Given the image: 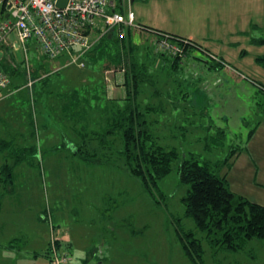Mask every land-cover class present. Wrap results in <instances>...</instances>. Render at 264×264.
<instances>
[{
  "label": "rangeland",
  "instance_id": "obj_1",
  "mask_svg": "<svg viewBox=\"0 0 264 264\" xmlns=\"http://www.w3.org/2000/svg\"><path fill=\"white\" fill-rule=\"evenodd\" d=\"M208 1L136 0L133 10L137 15L139 11L147 13L148 20L160 16L181 24L176 13H187V18L195 21L196 17L203 16L201 10L208 8ZM235 1L240 2L241 7H249L251 15L246 30L237 34L236 41H241L242 47L234 49L231 41L235 39L231 36L223 38L222 42H211L208 47L237 66L238 71L226 67L207 71L206 67L217 64L216 61L202 50L194 49L178 73L174 71L170 75V67H165L167 64L162 61L150 62L156 82H145L138 88L140 104L153 102L160 107L162 103L165 107L164 112L152 115V119H156L152 131L159 143L178 149L181 156L192 154L201 162L224 160L231 149L245 146L250 132L260 122L263 128L256 130L264 137V66L257 59L264 55V45L253 42L254 38L264 36V0ZM131 36L133 43L139 46L140 55L143 51L140 47L147 43L149 36L136 29ZM29 46L32 71L38 70L41 64L39 75L47 76L37 80L32 72L31 86L23 51L5 50L10 66L16 71L10 73V84L6 88L13 93L0 103V139L13 142L0 149V241L6 242L8 235L26 234V241L30 243L38 235V243L28 249L37 250L39 254L24 253L20 257L1 250L0 258L5 256L6 260L9 256L12 264H51L45 253L51 235L50 219L46 222L38 218L43 209L42 216L52 212L56 230L69 232L76 238L70 246L64 244L70 253L69 264H193L181 239L182 232L187 231H193L202 241L205 264H264V240L254 239L238 252L222 248L214 251L194 218L185 215L182 198L189 187L180 184V160H176L172 172L159 181V189L165 195L159 198L160 205L155 206L141 182L124 168L113 163L95 164L73 153L71 140L84 139L78 133L81 126H89L87 149L94 153L92 148L101 144L91 131H103L106 124L96 117L97 124L88 125L89 120L81 117L76 128L69 124L68 117L61 119L59 113L72 96L78 95L82 104L85 101L95 104V95L100 97L101 104L108 96L125 102V81L129 76L123 63L110 59L109 50L118 53L114 46L107 52L101 51L95 62L93 57L85 55L82 58L85 67L70 63L69 56L44 57L33 44ZM244 49L248 52L240 55L239 51L243 53ZM182 77L186 79L183 82ZM154 87L161 93H155ZM186 92L187 101L183 99ZM45 116L50 118L47 127L42 124ZM221 129L226 133L222 144L217 145L214 137L221 138ZM30 146L36 147V151H19ZM112 151L105 147L99 148L97 153L102 159L108 154L115 161L110 154ZM247 157L245 153L234 168H226L222 174H228L231 189L236 193L264 205V184L254 182L257 166L251 159L246 165ZM18 158L22 162L16 164ZM5 164L13 166V183L6 173L9 171L2 170ZM257 180L264 182V172L259 173ZM30 235L34 236L30 238Z\"/></svg>",
  "mask_w": 264,
  "mask_h": 264
},
{
  "label": "trees",
  "instance_id": "obj_2",
  "mask_svg": "<svg viewBox=\"0 0 264 264\" xmlns=\"http://www.w3.org/2000/svg\"><path fill=\"white\" fill-rule=\"evenodd\" d=\"M143 26L145 28L140 30L149 31L154 35H157L160 31L169 33L153 27ZM149 28L156 29L155 31L158 32L151 31ZM131 35V28L127 30L126 37L124 38H119L116 34H113L112 37L106 35L86 54L90 58L93 57L95 62L97 55L101 51L107 52L106 50L110 46H114L118 50V53L113 54L108 49L109 57L117 63H123V69L128 74L129 80L126 77L127 96L124 98L125 102L122 99L115 100L111 98H106L104 102L108 103L101 110H105L103 122H105L106 128L102 129L103 131H91L95 134L93 138L97 139L101 145L97 144L95 148H92L94 153L88 152L87 146L89 140H86V138L90 139L89 126L88 128L81 126L78 133L84 139H81L77 143L74 150L75 154L95 164L113 163L124 168L131 176L141 182L148 198L155 206L160 205L161 200L159 198L165 195L159 189V181L167 177L173 170V163L176 160H180V184L189 187L187 193L182 198V203L186 209L185 215L194 218L199 230L206 233L207 241L215 252L219 248L230 252H238L254 239L264 240V205L234 192L231 189L227 177L228 174H222L225 168H232L235 156L245 146L231 149L229 155L224 160L216 162H212L211 160L201 162L192 154L181 156L178 149L167 148L161 145L158 137L152 131V126L156 121V119H152V115L164 112V105L161 103L159 107L153 102L142 105L138 100V88L145 84V82H156L153 80L154 74L152 73L150 62L158 63L162 61L167 64H165V67H170V75L174 71L178 73L183 67V58L190 55L194 49H202L203 46L192 39L171 34L175 37L173 39L182 46L183 51L181 54L173 56L168 53L157 52L152 46L148 48L142 46L140 48L143 51L138 55L139 46L133 43ZM186 40H189V42ZM253 42L256 45H264V36L254 38ZM257 59L264 66V55L259 56ZM216 63H213L212 67L217 68L218 65L225 64L226 62L222 58H218ZM0 65L9 74L16 71L7 62H1ZM42 66L40 64L38 70H34L33 72V75L38 77L37 80H43L47 77L42 78L39 75ZM183 80H186L185 77H182V82ZM262 86L264 88V85ZM154 90L155 93H161L155 87ZM188 98V92L183 93V99L187 100ZM81 100L78 95L72 96L70 101L64 105L67 111L65 113L69 112L73 102L77 103ZM98 100L100 102L99 96ZM82 102L81 106L84 105ZM66 115L68 118L71 117V115L68 116L69 114ZM84 120L88 121L86 118ZM94 124L97 123H90L88 125L94 126ZM74 127L78 128L79 126L76 124ZM255 130L256 128L250 132L248 139L253 137ZM220 133L221 138L214 137V140L218 141L217 145L222 144L226 131L221 129ZM8 142L0 139V149H2L1 147L5 148ZM105 147L113 150L110 154L114 155L115 161L111 160L108 154H105L104 156L106 157L103 159L98 156L97 151L99 148ZM19 151L33 153L36 151V147H23ZM15 153L16 156H19L16 150ZM20 161L22 162L20 158L16 159V164ZM12 167L5 164L2 169L9 171L6 173L10 175L9 179L11 183H13ZM1 206L2 198L0 197V209ZM181 239L184 251L192 263L205 264L203 261V243L195 236L194 232H182ZM58 246L60 249L62 248L60 240Z\"/></svg>",
  "mask_w": 264,
  "mask_h": 264
},
{
  "label": "built area",
  "instance_id": "obj_3",
  "mask_svg": "<svg viewBox=\"0 0 264 264\" xmlns=\"http://www.w3.org/2000/svg\"><path fill=\"white\" fill-rule=\"evenodd\" d=\"M58 1L0 0V63L9 64L5 50L21 49L30 76L29 86L34 82L28 55L30 44L44 57L69 56L70 63L84 67L82 58L106 35L124 38L129 28H145L136 23L134 0H65L63 7ZM155 36L157 52L173 56L182 53L183 48L173 35L160 31ZM9 84L10 74L0 65V90ZM61 233L62 230L52 227L51 264H69L70 253L58 246Z\"/></svg>",
  "mask_w": 264,
  "mask_h": 264
},
{
  "label": "crops",
  "instance_id": "obj_4",
  "mask_svg": "<svg viewBox=\"0 0 264 264\" xmlns=\"http://www.w3.org/2000/svg\"><path fill=\"white\" fill-rule=\"evenodd\" d=\"M136 0H134L133 5L135 3ZM209 6H207L208 8H204L201 10V13H203V16L201 17H196L195 21H192L190 19H188L187 17V13H184V15H179L178 13H176L177 17L179 16L181 19V24H177V23H171L168 22V19L166 20L165 18L162 17H154L151 20H148L147 17V13L142 12L140 13V11L138 12V15L135 12L136 15V23L145 25V26H149V27H153L159 30H163L166 32H169L171 34L174 35H178V36H182V37H186L189 39H192L196 42H199L203 48H197L199 50H202L204 53H206L210 58L212 59H216L215 61H217V58H222L226 63L225 64H220V66L218 65L217 67H226L227 69H231L234 72L238 71L239 68L231 63H229L225 57L219 56L216 52H214L213 50L210 49V47H208V44H213L211 42H215L220 41L223 38H226L228 36H231L230 38H232V40L235 39V41H231V44L234 45V49H238L241 48V41H236V38H238L237 34H240L243 31L240 30H246V26H248V23L251 22V15L250 12L248 11L249 7H241V3L240 2H236L234 1H230V0H209ZM239 5V6H238ZM238 6V7H237ZM196 7V6H195ZM188 12H193L192 9H187ZM243 13V15H240V13ZM171 13V12H170ZM140 14H142V18L140 17ZM235 15V17H234ZM237 16H239L237 18ZM233 18V20H231ZM139 20V21H137ZM190 21V22H189ZM188 23V24H187ZM136 29V28H131ZM136 31L142 33V34H147L149 37L147 39V43L145 45H143V47H153L155 49V40H156V36L154 34H152L149 31H143L140 29H136ZM154 41V42H153ZM249 43V42H248ZM248 43H246L245 45H247ZM218 51L220 52V47L221 45L218 44ZM248 52V49H244V52L241 53L239 51L240 55H243L244 53ZM223 54V52H222ZM189 55H187L186 57L183 58V68L184 65L186 64V58H188ZM224 56V55H223ZM67 58V57H66ZM209 65V64H208ZM211 71L216 69L214 67H206L207 71ZM233 71H230L233 72ZM206 79V78H205ZM206 80H204V83ZM207 84V83H206ZM78 92V91H77ZM12 91H8L5 89L0 90V103L3 102L5 99H7L8 97H10V95L12 94ZM96 96V95H95ZM109 98L113 99V97L108 96ZM96 98V103L92 104L91 101H85L84 103V107L81 106V101L77 102V103H72L71 109H69L68 113L65 107H63V111L61 113H59V117L62 119L64 117H67L66 114H69L68 116L71 115V117H69L70 120V125L74 126V125H79V118L81 119V117H84L86 119L89 120L90 123H97L96 121V117L97 119H99V122H103V114L104 111L102 107L103 106H107L106 103L101 104L100 102H98V97ZM188 100V99H187ZM186 100V101H187ZM106 104V105H105ZM100 109L98 111V113H96V109ZM95 115V116H94ZM75 117V118H74ZM50 118L48 116L44 117V120H42V124L45 125L46 127L48 126ZM261 122L258 124V126L256 128L259 129V127L261 126ZM79 137V136H78ZM80 138V137H79ZM79 138L77 139H72L70 142V146L71 148H73V150H75L77 143H79ZM244 149L241 150L234 158V162H233V168L236 165L237 160L244 155L245 153H247L249 155V157L245 158V163L247 165V163L250 161V159L253 161L254 165L257 166V170L255 172V178H254V182L257 183V185H263V183L258 182L257 180V176L259 175V173L264 172V137L261 136L259 134V132L254 133L253 137L251 139L247 140V143L245 144V147H243ZM75 154V152H73ZM244 153V154H243ZM226 169V168H225ZM264 186V185H263ZM15 188L12 187V191ZM234 191V190H233ZM235 192V191H234ZM261 204V203H260ZM263 205V204H262ZM2 209V206H1ZM0 209V210H1ZM43 209L41 210V214H42ZM39 214V219L43 220V221H49L48 219H50V241L46 242L47 243V249H46V255L47 257H50V247H51V237H52V227H55L53 221V217L51 220V216H52V212H49V214L46 215H41ZM47 216H50L47 217ZM45 235H46V230H45ZM60 242L62 245V248L65 249L66 247H64V244H66V246H70L72 244V241L75 240L76 238H73V236L68 232L66 233L65 231H62V233L60 234ZM26 234H13L8 235L7 236V241L6 242H2L0 241V251L4 250V252H8L10 254L15 253L16 255L18 254V256L22 257V254L24 253H28V254H35L38 255L39 252L37 250H32V249H28V247H31L32 244H37L38 243V235H36L34 238H32L30 243H27L26 241ZM31 236L34 235H30ZM21 242V243H20ZM67 250V249H65ZM93 252L95 253V249H93ZM15 255V256H16ZM34 256V255H33ZM5 256L0 258V263L3 264H12V262H10L9 256L8 259H4ZM17 257V256H16Z\"/></svg>",
  "mask_w": 264,
  "mask_h": 264
},
{
  "label": "water",
  "instance_id": "obj_5",
  "mask_svg": "<svg viewBox=\"0 0 264 264\" xmlns=\"http://www.w3.org/2000/svg\"><path fill=\"white\" fill-rule=\"evenodd\" d=\"M58 5L63 7L65 5V0H59ZM109 37H112V33L108 35ZM2 56V52H0V57Z\"/></svg>",
  "mask_w": 264,
  "mask_h": 264
}]
</instances>
